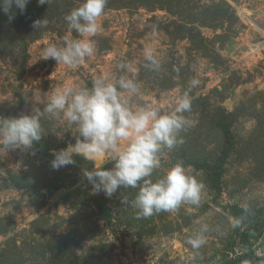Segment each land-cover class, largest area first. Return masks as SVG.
I'll use <instances>...</instances> for the list:
<instances>
[{
  "label": "rangeland",
  "instance_id": "obj_1",
  "mask_svg": "<svg viewBox=\"0 0 264 264\" xmlns=\"http://www.w3.org/2000/svg\"><path fill=\"white\" fill-rule=\"evenodd\" d=\"M110 1L95 54L72 70L39 55L49 44L62 45L64 17L82 0H29L23 13L13 5L11 21L0 0V116L43 109L36 99L66 82L90 88L93 76H119L122 62L135 64L146 102L165 104L196 78L186 113L194 124L152 178L181 162L205 184L204 202L190 214L183 206L137 219L130 203L137 189H118L111 198L93 194L82 178L92 164L81 157L53 170V157L36 145L35 155L0 146V264H214L240 223L239 207L258 210L255 249L264 254V0H174L165 8ZM42 18L47 27L34 29ZM146 45L161 61L158 72L143 67ZM41 124L54 146L49 152L75 143V129L62 120L45 114ZM205 223L206 242L193 249L187 239Z\"/></svg>",
  "mask_w": 264,
  "mask_h": 264
},
{
  "label": "clouds",
  "instance_id": "obj_2",
  "mask_svg": "<svg viewBox=\"0 0 264 264\" xmlns=\"http://www.w3.org/2000/svg\"><path fill=\"white\" fill-rule=\"evenodd\" d=\"M28 2L3 0L2 9L11 21L16 15L13 5L23 13ZM50 2L38 0L40 5ZM107 3L108 0H82L64 17L68 34L62 45H47L39 59H51L57 66L72 70L83 66L95 54L94 37L102 30L100 20ZM47 24V19L42 18L33 21L32 26L38 30ZM141 54L144 68L160 71L161 61L151 46L146 45ZM118 68L123 73L119 76L111 73L93 76L90 88L72 82L52 88L45 99H36L44 105L43 109L34 106L31 113L0 116V146L6 152L19 149L35 155L34 145L44 136L41 117L46 114L75 129L74 144L51 150L53 170L75 165L74 157L79 156L92 164L82 168V178L92 185L93 194L103 192L111 198L118 189H137L130 201L137 219L161 212L176 213L183 206H188L186 211L190 214L193 207L204 202L206 186L189 167L177 162L164 175L152 177L161 168L163 155L182 145V133L194 124L186 113L192 110L190 92L199 81L190 79L187 91L174 95L165 104H157L143 100L133 62H122ZM106 161L113 166L106 168ZM121 202L129 203L124 194ZM208 231L209 225L202 224L187 243L199 249L206 242Z\"/></svg>",
  "mask_w": 264,
  "mask_h": 264
},
{
  "label": "trees",
  "instance_id": "obj_3",
  "mask_svg": "<svg viewBox=\"0 0 264 264\" xmlns=\"http://www.w3.org/2000/svg\"><path fill=\"white\" fill-rule=\"evenodd\" d=\"M120 1H122V4L133 7L148 6L152 8H165L166 6L176 5L174 0ZM108 5H112L110 0H108L107 6ZM70 142H75V139H70ZM67 144L68 142L65 141L62 147H66ZM35 145L37 147V151L40 154H49L53 157L49 150L54 146L50 145L45 138L42 137V140L37 142ZM256 212H258V210H252L243 207H239L235 210V216L237 217L238 221L240 220V223L234 227L232 232H230L228 236V245L222 249L221 256L215 259L214 264H264V254H258L255 249L256 242L260 239V233L257 229V222L254 221V214ZM243 223H246V226L242 229ZM236 239H238V241ZM235 245L240 246V250H237Z\"/></svg>",
  "mask_w": 264,
  "mask_h": 264
}]
</instances>
